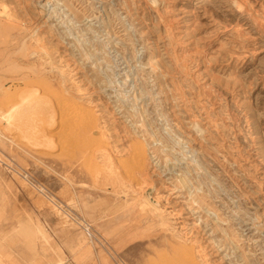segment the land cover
I'll return each mask as SVG.
<instances>
[{
  "label": "rangeland",
  "instance_id": "rangeland-1",
  "mask_svg": "<svg viewBox=\"0 0 264 264\" xmlns=\"http://www.w3.org/2000/svg\"><path fill=\"white\" fill-rule=\"evenodd\" d=\"M0 159V264H264V0H0Z\"/></svg>",
  "mask_w": 264,
  "mask_h": 264
},
{
  "label": "bare ground",
  "instance_id": "bare-ground-1",
  "mask_svg": "<svg viewBox=\"0 0 264 264\" xmlns=\"http://www.w3.org/2000/svg\"><path fill=\"white\" fill-rule=\"evenodd\" d=\"M154 1H155V0H154ZM156 5H157V4H156ZM129 11H130V10H129ZM127 13H128V11H127ZM130 13H131V12H130ZM179 13H180V12H179ZM43 19H44V18H43ZM139 21H140V20H139ZM168 23H169V22H168ZM169 25H170V24H169ZM173 26H174V25H173ZM169 28H170V27H169ZM236 32H237V31H236ZM239 32H240V31H239ZM236 35H237V34H236ZM144 37H145V36H144ZM153 41H154V40H153ZM191 50H192V49H191ZM197 50H198V49H197ZM193 51H194V50H193ZM186 52H187V51H186ZM196 53H197V52H196ZM196 53H195V54H196ZM193 54H194V53H193ZM185 55H186V54H185ZM202 55H203V54H202ZM204 55H205V53H204ZM155 57H156V56H155ZM205 57H206V56H205ZM154 66H155V65H154ZM158 72H159V71H158ZM168 72H169V71H168ZM163 73H164V72H163ZM164 77H165V76H164ZM172 81H173V80H172ZM189 132H190V131H189ZM198 140H199V139H198ZM200 151H201V150H200ZM151 159H152V158H151ZM156 197H157V196H156ZM155 201H156V200H155ZM158 202H159V201H158ZM154 206L157 208L158 205L155 204ZM83 225H84V224H83Z\"/></svg>",
  "mask_w": 264,
  "mask_h": 264
},
{
  "label": "built area",
  "instance_id": "built-area-1",
  "mask_svg": "<svg viewBox=\"0 0 264 264\" xmlns=\"http://www.w3.org/2000/svg\"><path fill=\"white\" fill-rule=\"evenodd\" d=\"M1 160V159H0Z\"/></svg>",
  "mask_w": 264,
  "mask_h": 264
}]
</instances>
